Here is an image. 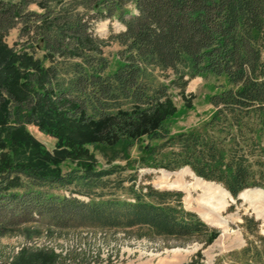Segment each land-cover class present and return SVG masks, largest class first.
Wrapping results in <instances>:
<instances>
[{"label":"trees","instance_id":"obj_1","mask_svg":"<svg viewBox=\"0 0 264 264\" xmlns=\"http://www.w3.org/2000/svg\"><path fill=\"white\" fill-rule=\"evenodd\" d=\"M110 18L125 29L108 39L94 33L95 20ZM16 27L21 41L10 46L6 35ZM111 41L123 49L110 73L101 48ZM209 73L229 80L210 98L215 113L203 130L173 134L171 88L185 90ZM0 124L1 147L33 152L17 156L24 162L2 154L0 237L38 221L58 231L48 235L55 241L69 229H123L211 244L220 229L186 208L184 192L137 186L138 171L188 167L235 198L264 188V0H0ZM30 124L71 155L92 149L112 166L48 173V153L29 138ZM246 220L258 241L248 238L233 253L239 264H264L259 221ZM80 243L23 249L3 264L105 262ZM184 264L205 263L199 254Z\"/></svg>","mask_w":264,"mask_h":264},{"label":"rangeland","instance_id":"obj_2","mask_svg":"<svg viewBox=\"0 0 264 264\" xmlns=\"http://www.w3.org/2000/svg\"><path fill=\"white\" fill-rule=\"evenodd\" d=\"M35 7L36 5L32 6V8ZM93 29L94 33L108 39L112 33L121 32L125 27L118 19L110 18L95 20ZM18 33L19 28L16 27L6 35L5 40L10 46H15L20 40ZM101 49L110 61L111 66L108 71L111 73L122 62L119 52L123 48L119 43L111 41ZM163 80L169 84L171 79ZM227 87H229V80L226 74L218 76L212 73L195 77L185 90L172 87L171 93L176 112L169 119V125L173 134L203 130L216 111L210 98ZM25 129L29 138L37 142V145H41L42 150L48 153L46 159L49 164L48 173L64 174L72 169H82L87 164L96 170L108 169L112 166L99 152L92 149L82 158L71 155L69 147H60L56 138L37 124L26 125ZM6 137L7 130L0 124V139L6 141L4 139ZM4 151H7V155L4 156L13 157L16 162H24L23 158L17 156L25 151L21 148L16 149V144L8 143L5 147L0 146V160L4 157L2 156ZM32 153L27 151L24 154ZM34 160L39 162L38 157ZM116 162L124 164L121 161ZM138 173L137 186L152 183L159 189L183 190V203L186 208L196 211L208 224L218 227L219 235L211 244H205L197 239L138 238L123 229H69L61 232L66 239L55 241L54 237L48 236L52 227L38 221L24 222L21 226L11 227L9 231L1 235L0 264L12 260L23 249H45L56 243L59 244V250H61L60 245H63L65 250L70 248L71 244L77 243L78 239L81 240L82 249H87L90 253H96L98 250L102 253V258L105 259L102 264H108V260L111 264H184L199 254L205 264H239V259L233 252H241L248 238L258 241L256 236L248 233L246 218L258 220L257 231L264 235V188L260 187L257 192L247 193L246 198L241 196V199H237L224 193L222 191L224 187L221 184L198 179L195 177V172L187 167L176 171L146 167L140 169ZM124 174L127 175L128 172ZM256 187L249 189H256ZM66 194L68 195V192ZM211 194L222 199L221 209L216 210L211 206L208 209L201 206L202 200ZM121 196L126 195L121 194ZM77 197L83 200L88 199L86 196ZM55 231L53 236L58 235V231ZM92 264L95 263L92 262Z\"/></svg>","mask_w":264,"mask_h":264},{"label":"bare ground","instance_id":"obj_3","mask_svg":"<svg viewBox=\"0 0 264 264\" xmlns=\"http://www.w3.org/2000/svg\"><path fill=\"white\" fill-rule=\"evenodd\" d=\"M195 177H197V176L195 175ZM197 178L200 179V180H203V179H201L199 177H197ZM257 189H259V188H257ZM257 189H248V190H245V191L241 192V196L244 197V198H246L247 197V193H250L251 191H256L257 192L258 191ZM222 191L224 193H226V194H229V192L226 189H223ZM221 200L222 199L220 197H218L217 195L211 194L205 200H202L201 206L202 207H206L208 209L211 206V207H215V209L218 210V209H221L222 208L223 202H221Z\"/></svg>","mask_w":264,"mask_h":264}]
</instances>
